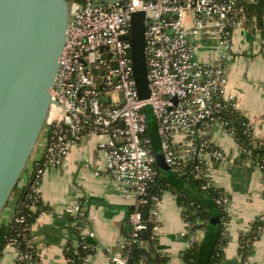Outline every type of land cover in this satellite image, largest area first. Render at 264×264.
I'll return each instance as SVG.
<instances>
[{
	"label": "built area",
	"instance_id": "obj_1",
	"mask_svg": "<svg viewBox=\"0 0 264 264\" xmlns=\"http://www.w3.org/2000/svg\"><path fill=\"white\" fill-rule=\"evenodd\" d=\"M70 3L72 19L45 124L44 159L28 167L27 183L34 194L40 195L47 169L66 167L71 149L83 138L101 137L98 148L104 164L89 160L87 165L93 166L97 175L108 174L136 196L129 216L130 231L122 238V254L111 258L114 264H128L134 244L143 243L141 234L146 231L147 222L156 223L161 200V194L150 191L159 169L146 134L145 108L151 106L156 117L161 153L168 167L185 174V163L194 161L196 176L206 180L204 188L211 185L207 180L208 168L227 160L222 148L213 142V132L217 126L233 136L226 123L218 122L216 117L221 99L232 100L224 98L227 56L198 60L191 38L198 37L206 23L213 20L220 43L230 48L229 28L237 26L236 15L244 8L237 5V0H71ZM137 11H144L149 20L145 55L151 93L147 99L139 98L132 45L124 38L131 32L132 15ZM187 18L193 27L186 25ZM202 164H207L204 171ZM220 201L228 208L230 197L224 196ZM147 205L149 215L144 217L142 208ZM66 211L75 218L72 225L81 230L83 237L95 238L93 231L86 232L90 222L79 202L68 206ZM19 244L17 238H12L7 247L15 250L17 261L35 264L32 249L22 251ZM32 246L29 242V247Z\"/></svg>",
	"mask_w": 264,
	"mask_h": 264
},
{
	"label": "crops",
	"instance_id": "obj_2",
	"mask_svg": "<svg viewBox=\"0 0 264 264\" xmlns=\"http://www.w3.org/2000/svg\"><path fill=\"white\" fill-rule=\"evenodd\" d=\"M186 25L193 27L191 19H186ZM191 41L198 60H217L227 56L228 80L224 98L232 99L249 120L254 135L263 137L264 51L260 31L242 19L232 31L231 47L228 48L220 43L217 24L210 20L200 35L192 37ZM101 139L95 136L83 138L71 149L66 167L49 168L43 174L40 195L49 209L41 213L32 226L31 242L38 256L35 264L67 263L64 250L72 240L69 229L72 222L66 208L76 202L88 216L90 225L86 232L95 233L97 246L89 256V264H114L111 258L122 254V238L130 231L129 216L136 204V196L130 189L124 190L108 174L97 175L94 167L87 165L89 160L104 164L98 148ZM212 140L222 148L227 160L208 168L207 180L211 185L223 188L230 197L227 208L229 241L224 247L225 257L221 264H240V236L249 230L253 220L264 218V167L237 160L240 150L234 137L217 126ZM43 149L35 154L33 163L41 158ZM159 165L161 180L167 179L170 188L162 190L157 207V225L152 231L158 240L154 254L167 264H187L183 259L184 251L193 241L202 240L205 233L187 228L184 206L179 203L177 192L197 195L199 190L191 181L163 168V160ZM27 181L26 176L13 196L10 216L3 223L13 219L16 200ZM138 247L147 249L143 243ZM249 263L264 264V231L254 244ZM0 264H18L13 248L5 249Z\"/></svg>",
	"mask_w": 264,
	"mask_h": 264
},
{
	"label": "water",
	"instance_id": "obj_3",
	"mask_svg": "<svg viewBox=\"0 0 264 264\" xmlns=\"http://www.w3.org/2000/svg\"><path fill=\"white\" fill-rule=\"evenodd\" d=\"M71 19L69 0H0V219L48 119L53 103L51 89ZM148 24L146 13L137 11L132 15L130 34L124 36L132 45L140 99L149 98L151 93L145 55ZM158 158L159 164L163 160V168L171 170L162 153ZM217 220L212 218L198 226L214 225ZM155 225L148 221L146 232L150 234ZM136 250L155 263L161 262L159 255L152 258L143 247Z\"/></svg>",
	"mask_w": 264,
	"mask_h": 264
},
{
	"label": "trees",
	"instance_id": "obj_4",
	"mask_svg": "<svg viewBox=\"0 0 264 264\" xmlns=\"http://www.w3.org/2000/svg\"><path fill=\"white\" fill-rule=\"evenodd\" d=\"M237 5L243 6L244 10L242 13L236 15V21L239 23V21L245 19L248 25H254L260 31L262 50L264 51V0H237ZM234 28L235 26H230L229 31L231 34ZM221 104V108L216 113L217 121L225 122L226 127L232 131L240 150L237 160L241 162L251 161L253 165L264 167V136L258 138L254 135L252 125L243 112L235 106L233 100L226 101L222 98ZM146 134L151 139L152 150L156 156V165L159 169V175L150 191L154 194H161L162 190L170 188L168 186L170 183L167 179L161 180L162 174L158 163L161 148L157 128L152 131L148 123ZM43 159L44 153H42L40 162ZM217 163L219 162H215L214 165ZM195 165L196 162L189 161L184 165L185 174L173 172L180 178L191 181L194 188L199 190L197 195L182 192H177V194L179 203L184 206V217L187 228L192 232L200 229L205 233L202 240L193 241L190 247L184 251L183 259L187 264H221L225 257L224 247L229 241L227 223L230 221V215L227 206L222 204L220 200L228 195L220 187L209 185L204 188L206 180L196 176ZM206 168L207 164L201 165L202 171ZM19 186L20 184L16 187L13 196L19 189ZM14 208L15 214L9 223L0 221V259L7 248L8 241L12 238H17L20 243V249L22 251L32 249L33 259L37 261L38 256L35 247H29V242L32 243V226L40 214L48 210L49 207L43 203L41 195L34 194L29 184L26 183L16 200ZM147 210H149L148 205L142 208L144 217H146ZM17 217H23V222L16 221L15 218ZM212 218H218V222L214 225L207 223L202 227L198 226V224L205 221L209 222ZM74 219L70 216L71 222ZM69 229L72 240L68 241L64 250L67 260L66 264H89L87 258H89L97 246L96 239L83 237L80 233L81 230L72 224ZM262 231H264V218L257 217L251 222L249 230L240 236V264H250L249 259L254 244L260 238ZM141 240L148 249L150 256L152 258L155 257L154 253L158 240L154 237L153 232L148 234L146 231H143ZM138 246V243L134 244L128 264H141L142 262L144 264H167L165 261L155 263L149 260L142 252L136 250ZM17 262L18 264H29L28 261Z\"/></svg>",
	"mask_w": 264,
	"mask_h": 264
},
{
	"label": "rangeland",
	"instance_id": "obj_5",
	"mask_svg": "<svg viewBox=\"0 0 264 264\" xmlns=\"http://www.w3.org/2000/svg\"><path fill=\"white\" fill-rule=\"evenodd\" d=\"M145 112H146V115H147V120H148L150 129L153 131V130H155L157 128V120H156V117L154 116L152 107L151 106H147L146 109H145ZM46 130L47 129L44 127V130H43V132L41 134V137H40V139H39L38 143L36 144V147H35V149L33 151V154L31 156V159H30V162L28 164V167L32 166V162H33V159H34L33 157L45 145ZM27 170H28V168H27ZM26 174L27 173L24 172L19 184H22V182L25 180ZM10 205H11V203L9 202L8 206L6 207L5 211L3 212V215L1 216V221L2 222H3V220L5 218L7 219L10 216V211H9L10 210Z\"/></svg>",
	"mask_w": 264,
	"mask_h": 264
}]
</instances>
